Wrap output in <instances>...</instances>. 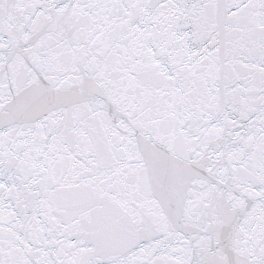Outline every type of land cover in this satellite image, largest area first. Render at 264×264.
I'll list each match as a JSON object with an SVG mask.
<instances>
[{
    "label": "snow or ice",
    "instance_id": "snow-or-ice-1",
    "mask_svg": "<svg viewBox=\"0 0 264 264\" xmlns=\"http://www.w3.org/2000/svg\"><path fill=\"white\" fill-rule=\"evenodd\" d=\"M0 264H264V0H0Z\"/></svg>",
    "mask_w": 264,
    "mask_h": 264
}]
</instances>
